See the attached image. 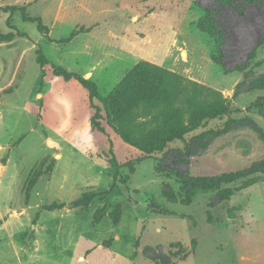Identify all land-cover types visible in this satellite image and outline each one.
I'll use <instances>...</instances> for the list:
<instances>
[{
	"label": "rangeland",
	"instance_id": "1",
	"mask_svg": "<svg viewBox=\"0 0 264 264\" xmlns=\"http://www.w3.org/2000/svg\"><path fill=\"white\" fill-rule=\"evenodd\" d=\"M5 6L16 9L0 13V264H264V172L222 194L195 189L264 166V0ZM140 61L221 92L230 112L146 157L100 99L105 133L94 129L88 91L53 73L77 72L107 96Z\"/></svg>",
	"mask_w": 264,
	"mask_h": 264
},
{
	"label": "trees",
	"instance_id": "2",
	"mask_svg": "<svg viewBox=\"0 0 264 264\" xmlns=\"http://www.w3.org/2000/svg\"><path fill=\"white\" fill-rule=\"evenodd\" d=\"M222 1L230 2L231 0ZM244 1L257 2V0ZM15 9V6L0 7V13ZM20 9L25 20L38 21L39 25H42L40 17L27 18L25 7ZM207 10L210 13V10ZM199 27L210 33L219 51L220 41L215 32L208 29L203 22H200ZM48 61L43 53L37 57V62L42 68L48 64ZM53 73L66 80L77 79L88 91L91 107L95 109L91 117L94 129L105 133L99 121L101 108L94 104L95 99H100L108 118L116 120V123L112 125L115 132L125 142L147 154L146 157H151L154 152L163 151L169 142L184 138L191 130L199 127L204 120L230 112V105L221 92L148 61L138 62L130 74L107 96L100 95L98 84L95 81L86 79L77 72L68 71L54 64ZM111 155L109 162L113 170L114 181L125 184L126 178L119 176L122 165L112 150ZM142 159L140 158V161ZM257 172H264V166L257 164L235 174L212 177L198 182L195 189L222 194L224 193L220 189L222 183H230ZM226 193L231 195L233 190L229 189ZM95 221H100V219L96 217ZM135 246H139L138 241L135 242ZM137 255L136 250L134 256Z\"/></svg>",
	"mask_w": 264,
	"mask_h": 264
},
{
	"label": "crops",
	"instance_id": "3",
	"mask_svg": "<svg viewBox=\"0 0 264 264\" xmlns=\"http://www.w3.org/2000/svg\"><path fill=\"white\" fill-rule=\"evenodd\" d=\"M37 226H39L41 228L42 225H41V223H38ZM81 258H82V260H84V257H81Z\"/></svg>",
	"mask_w": 264,
	"mask_h": 264
}]
</instances>
